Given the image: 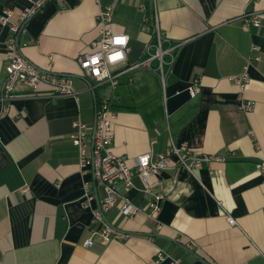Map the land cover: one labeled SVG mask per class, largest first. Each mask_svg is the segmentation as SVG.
I'll return each mask as SVG.
<instances>
[{"label": "crops", "instance_id": "crops-1", "mask_svg": "<svg viewBox=\"0 0 264 264\" xmlns=\"http://www.w3.org/2000/svg\"><path fill=\"white\" fill-rule=\"evenodd\" d=\"M142 3L47 0L24 23L21 52L39 68L71 77L76 94L54 96L44 83L36 90L18 84L6 112L0 101V264H171L174 258L264 264V177L256 169L264 157V0H157L160 27L178 45L164 82L158 59L148 61L154 33ZM31 5L0 0V15L9 7L18 21ZM107 6L110 27L130 39L126 62L115 67L122 71L116 88L96 86L78 61L95 49L97 15ZM248 12L262 19L249 32L242 28ZM8 35L0 23V87ZM249 56L260 59L251 62L250 80L241 87L233 77ZM138 62L145 64L133 68ZM195 80L201 90L193 97L188 87ZM104 97L118 113L111 150L130 167L139 155L156 156L171 145L214 158L191 171L173 156L156 175H135L128 188L120 183V194L138 211L124 217L113 207L105 220L127 237L85 246L102 191L91 180L95 198L87 201L84 181L92 176L81 173L71 134L77 120L94 129ZM242 100L254 101V110H241ZM160 250L168 257L158 261Z\"/></svg>", "mask_w": 264, "mask_h": 264}, {"label": "built area", "instance_id": "built-area-1", "mask_svg": "<svg viewBox=\"0 0 264 264\" xmlns=\"http://www.w3.org/2000/svg\"><path fill=\"white\" fill-rule=\"evenodd\" d=\"M31 1L32 5L19 14L18 21L12 20L14 10L9 7L3 8L0 15V23L9 29V35L6 40L9 63L7 65L6 78L0 87V101L3 103V112H6V103L14 97L13 93L18 84H24L30 89L36 90L41 83H44L51 88L54 96L76 94L71 77L41 69L21 52L20 46L22 44L27 45L26 42H20V33L24 23L40 10L47 0ZM96 1L98 2L99 0ZM147 2H150L153 9V45L155 47L153 53L149 52L150 46L147 47L148 61L154 58L158 59L157 69L164 82L168 69L176 59L178 45L171 44L160 27L157 0H145V3L141 5L143 10H146ZM60 4L62 8H65L62 2ZM112 20L113 8L110 6L101 8L97 15L100 37L98 41L94 42L95 49L90 53L80 55L78 61L82 71L95 80L96 86L109 84L116 88L122 71L116 70L115 67L126 62L130 51V39L128 34L116 32L110 27ZM261 21V13H245L243 15L242 28L249 32L253 27H260ZM256 49L257 46L254 45L253 50ZM258 59H260L259 56H249L246 59L244 71L233 77L241 87L247 85L250 80L248 74L249 65L253 60ZM144 64L145 62H138L132 67H139ZM149 66L151 67L150 64ZM200 90L201 86L197 80L193 81L188 87V91L193 97ZM255 106L256 103L252 100H242L239 104V108L245 112L253 111ZM117 117L118 113L113 108L112 99L104 97L99 101L93 130L89 129L88 125L82 120H77L73 123L75 131L71 134V139L78 149L81 173L83 175L91 173L92 176L90 180L84 181L87 201H92L95 198V193L91 190V180H94L102 191L99 206L94 208L91 235L84 241L85 246L93 245L96 240L106 245L113 240L127 237V233L114 228V225L105 220V213L113 207H118L119 214L124 217L133 216L138 211L136 205L123 198L120 194L118 189L120 183H123L128 188L132 185L135 175L145 178L156 175L162 169L172 165L171 158L173 156L176 159L174 163L191 171L199 168L202 160L214 158L199 155L184 145H171L165 153H160L156 156H152V153L139 155L136 158V166L130 167L123 157L116 155L111 150L114 123ZM256 169L264 177V157L256 163ZM159 199L160 196H157L156 200ZM151 205L155 211L160 209L157 201H153ZM227 220L231 225L236 223L235 218L230 215ZM167 257L168 255L165 251L160 250L158 252V261ZM171 264H182V261L174 258L171 259Z\"/></svg>", "mask_w": 264, "mask_h": 264}, {"label": "trees", "instance_id": "trees-1", "mask_svg": "<svg viewBox=\"0 0 264 264\" xmlns=\"http://www.w3.org/2000/svg\"><path fill=\"white\" fill-rule=\"evenodd\" d=\"M146 15L148 17V21L151 23L152 32L154 33V25L152 22V20H153V9H152L150 2L146 3Z\"/></svg>", "mask_w": 264, "mask_h": 264}, {"label": "water", "instance_id": "water-1", "mask_svg": "<svg viewBox=\"0 0 264 264\" xmlns=\"http://www.w3.org/2000/svg\"><path fill=\"white\" fill-rule=\"evenodd\" d=\"M66 76H68V75H66ZM114 228L118 229L116 226H114Z\"/></svg>", "mask_w": 264, "mask_h": 264}]
</instances>
